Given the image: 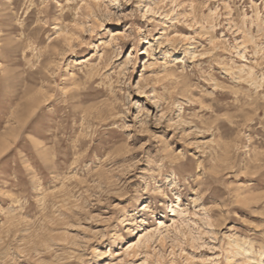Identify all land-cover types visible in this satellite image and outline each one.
I'll return each mask as SVG.
<instances>
[{"label": "rangeland", "instance_id": "374dc122", "mask_svg": "<svg viewBox=\"0 0 264 264\" xmlns=\"http://www.w3.org/2000/svg\"><path fill=\"white\" fill-rule=\"evenodd\" d=\"M0 264H264V0H0Z\"/></svg>", "mask_w": 264, "mask_h": 264}, {"label": "bare ground", "instance_id": "6f19581e", "mask_svg": "<svg viewBox=\"0 0 264 264\" xmlns=\"http://www.w3.org/2000/svg\"><path fill=\"white\" fill-rule=\"evenodd\" d=\"M161 224H162V223H161ZM143 239H146V236H142V235H141L139 243H140ZM137 245H138V244H131V245H129L128 249L126 250V251H128L127 254H129V251H133V250L137 247Z\"/></svg>", "mask_w": 264, "mask_h": 264}]
</instances>
